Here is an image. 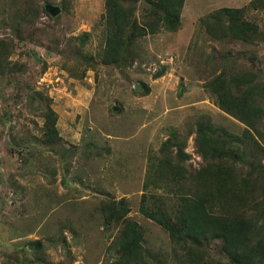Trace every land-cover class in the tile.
<instances>
[{
    "label": "rangeland",
    "instance_id": "1",
    "mask_svg": "<svg viewBox=\"0 0 264 264\" xmlns=\"http://www.w3.org/2000/svg\"><path fill=\"white\" fill-rule=\"evenodd\" d=\"M59 1L51 4L60 7ZM104 1L73 0L68 12L23 26L24 40H19L12 35L9 16L21 2L0 0V40H12L9 60L15 65L14 81L8 85L0 79V264H35L27 262L34 257L33 247L29 253L26 248L36 240L50 264H115L118 254L109 246L117 229L106 225L101 213L110 199L131 209L129 216L144 228L145 247L155 264H173L168 235L138 209L147 192L161 196L173 214L181 195L164 187L145 189L162 157L161 144L174 136L187 138L185 166L188 174L195 173L202 165L194 136L188 135L195 122L210 120L235 135L244 128L217 108L203 84L233 60L260 72L264 80V43L211 41L200 22L216 9L241 8L251 0H185L177 32L140 39L139 65L123 72L96 66L76 78L84 64L71 38L88 34L82 52L100 53ZM247 18L263 29V11H250ZM138 81L148 85V95L138 93ZM136 84L139 89L133 92ZM33 92L47 96L57 114L62 139L57 145L41 141L45 102L38 103ZM184 181L187 192L193 185ZM209 255L226 262L215 247Z\"/></svg>",
    "mask_w": 264,
    "mask_h": 264
},
{
    "label": "trees",
    "instance_id": "2",
    "mask_svg": "<svg viewBox=\"0 0 264 264\" xmlns=\"http://www.w3.org/2000/svg\"><path fill=\"white\" fill-rule=\"evenodd\" d=\"M72 1L60 0L61 11L68 12ZM20 2L9 22L12 35L15 33L19 40H24L20 37L21 28L33 25L41 16H50L44 6L52 0ZM184 4L185 0H105L102 16L105 38L100 53L92 56L82 52L88 34L71 38L76 43L77 60L84 64L82 74L75 77L82 78L85 70L96 66L123 72L135 63L139 65L140 39L161 32H177ZM250 11L264 12V0H251L241 8L216 9L200 22L211 41L255 46L264 43V27L261 29L248 20ZM12 46V40H0V79L8 85L14 81L15 72V65L9 60L14 52ZM221 57L226 59L225 54ZM218 70L203 85L215 98L217 108L244 126L241 134L229 133L210 120L195 122L188 135L194 136L195 153L202 159V165L193 174H188L185 166L189 158L185 153L187 138L179 140L174 136L161 144L162 157L157 160L152 180L145 189L150 185L164 187L169 193L178 191L181 195L173 214L161 202V196L147 192L141 194L138 209L145 219L168 235L173 264H264V80L260 72L242 67L235 60L220 65ZM137 83L141 86L138 93L148 95V85ZM33 98L38 103L45 102L41 141L46 146L57 145L62 140L57 114L45 101L47 96L35 92ZM51 176V182H55V170ZM184 179L193 185L187 192L182 186L186 184ZM172 183L181 189L171 190L168 184ZM101 211L104 223H112L117 229L109 246L118 254L115 264H155L152 253L145 247L144 228L129 216L131 209L126 202L121 205L110 199L102 204ZM70 232L73 234L72 229ZM30 246L34 257L26 258L28 263L50 264L43 256L40 241L29 242L28 253ZM212 247L220 251L226 262L211 259Z\"/></svg>",
    "mask_w": 264,
    "mask_h": 264
},
{
    "label": "water",
    "instance_id": "3",
    "mask_svg": "<svg viewBox=\"0 0 264 264\" xmlns=\"http://www.w3.org/2000/svg\"><path fill=\"white\" fill-rule=\"evenodd\" d=\"M44 9L46 11L47 14L50 15V17H55L57 16L60 12H61V9L60 7L56 6V5H52V4H46L44 6ZM164 69L160 70L155 77H159L161 76L163 73H164ZM135 90H138L139 89V84H136L135 87H134ZM117 107H113L112 110L113 111H117ZM30 249H32V247H30Z\"/></svg>",
    "mask_w": 264,
    "mask_h": 264
},
{
    "label": "clouds",
    "instance_id": "4",
    "mask_svg": "<svg viewBox=\"0 0 264 264\" xmlns=\"http://www.w3.org/2000/svg\"><path fill=\"white\" fill-rule=\"evenodd\" d=\"M53 5V4H52Z\"/></svg>",
    "mask_w": 264,
    "mask_h": 264
}]
</instances>
